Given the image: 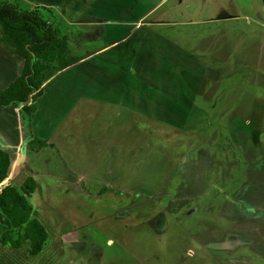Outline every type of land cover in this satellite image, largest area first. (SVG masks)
I'll return each instance as SVG.
<instances>
[{
	"label": "rangeland",
	"instance_id": "obj_1",
	"mask_svg": "<svg viewBox=\"0 0 264 264\" xmlns=\"http://www.w3.org/2000/svg\"><path fill=\"white\" fill-rule=\"evenodd\" d=\"M3 1L39 10L68 37L90 38V25L69 24L81 19L71 15L70 4L84 7L85 0H69L59 9L42 7L43 0ZM182 2L201 22L176 29L191 34L188 47L195 37L192 53L207 61L193 105L173 107L177 122L144 120L136 108L118 120L108 103L79 96L60 118L58 148L32 150L28 142L34 137L20 148L13 143L8 178L19 185L36 179L33 216L50 238L39 255L30 254L29 242L20 249L4 244L11 224L0 210V264H264V55L255 52L264 42V0ZM235 15V22H210ZM218 41L219 51H210ZM128 130L129 165L111 151L128 144ZM111 165L124 170L125 185H102ZM81 173L83 181L76 182ZM107 191L129 194L130 208L121 198L106 202L92 195ZM125 211L130 214L123 217ZM21 233L13 229L12 235Z\"/></svg>",
	"mask_w": 264,
	"mask_h": 264
},
{
	"label": "crops",
	"instance_id": "obj_2",
	"mask_svg": "<svg viewBox=\"0 0 264 264\" xmlns=\"http://www.w3.org/2000/svg\"><path fill=\"white\" fill-rule=\"evenodd\" d=\"M88 1L83 2H86L84 7L77 6L80 4L78 2L74 3L76 6L70 4L72 5L70 9L73 11L71 15L75 17L80 15L81 19L74 20L75 23L71 21L69 24L90 25V38H86L84 34L76 39L70 37V47L73 49V52H70L71 61L65 66L46 72L45 91L38 99V109L30 117V124H27L26 118L24 119L21 106L14 104L0 107L1 149L11 152L16 147L12 146L13 143L20 148V144L25 145L26 141L33 137L43 139L49 144L44 149L53 144L58 148L60 140L57 132L64 120L60 118L62 116L65 118V114L70 110V108L66 109L67 106L77 104L74 98L79 96L80 99L108 103L118 120L125 118L126 110L130 114L131 109L136 108L138 114L143 115L144 120L147 118L168 122V119H171L177 122L178 104L193 105L194 90L201 87L207 61L192 53L196 52L198 47L195 37L189 39L191 44L188 47V38L191 34L185 35L183 31L176 29L178 26H196L201 22L193 19L191 13H186L188 7L182 4L183 0H91L90 3ZM68 2L69 0H63L54 5L48 0H43L39 4L45 8L59 9ZM207 11H209L208 6ZM179 13L183 18L179 19L176 16ZM238 18L237 15L229 18L220 17L211 19L210 22L220 25L222 21L235 22L239 20ZM221 28L226 27L223 24ZM222 34L227 38L225 32ZM184 37L187 38L186 44ZM72 40L75 41L74 46ZM88 41L91 42L90 47L84 46V42ZM219 42L221 43V41L216 42L210 51L215 48L219 51ZM79 49L82 52H79ZM255 52L264 55V42L257 45ZM182 53L184 60L181 58ZM179 62L182 64L179 65ZM23 66L24 60L20 55L0 45V90L8 87L21 74ZM70 74L74 76L72 78L67 76ZM66 91L72 95L66 96L68 93ZM176 105L177 109L173 108ZM8 119H12L14 123L7 125L5 121ZM135 130L141 136L144 135L142 128ZM120 131L123 132L121 128ZM114 133L117 137H121L119 132ZM21 136L23 139L19 138ZM129 136L130 130L126 135L123 134V141L128 138V144L123 143L122 150L120 145L111 149L118 153L119 161L126 160L128 165L131 163L129 154L132 148L129 145ZM127 146L128 151L125 148ZM12 168L13 161L9 175ZM106 170H109L107 175L110 176L101 180L102 185H117L126 179L124 170H119V173L118 170L113 169V165ZM72 175L70 174L69 178H74ZM78 178L83 181L81 180L83 174L77 175L76 182H79ZM8 179L11 177L9 176ZM122 184L125 185L126 182ZM92 195L106 202L121 198L123 202H127L126 208H130L131 196L127 193L107 191ZM104 204L108 205V203ZM122 206L121 209H125V205ZM128 211L122 212V216L129 215ZM47 232L49 234V230Z\"/></svg>",
	"mask_w": 264,
	"mask_h": 264
},
{
	"label": "trees",
	"instance_id": "obj_3",
	"mask_svg": "<svg viewBox=\"0 0 264 264\" xmlns=\"http://www.w3.org/2000/svg\"><path fill=\"white\" fill-rule=\"evenodd\" d=\"M0 45L20 55L24 60L21 74L8 87L0 90V107L22 106L21 113L29 124L38 109V99L44 94L46 72L67 65L70 59V37L62 34L37 9H21L9 1L0 0ZM49 144L38 137L28 142L39 151ZM10 154L0 148V210L10 221L11 229L2 242L20 249L30 243L29 252L39 255L49 241V234L40 219L33 216L32 196L37 181L28 177L21 185L8 179ZM13 229L22 233L15 238Z\"/></svg>",
	"mask_w": 264,
	"mask_h": 264
}]
</instances>
